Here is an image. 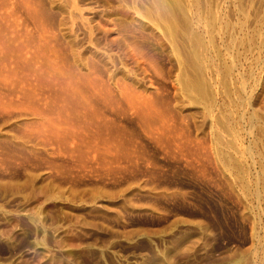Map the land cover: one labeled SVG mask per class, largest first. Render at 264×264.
<instances>
[{"label": "rangeland", "instance_id": "rangeland-1", "mask_svg": "<svg viewBox=\"0 0 264 264\" xmlns=\"http://www.w3.org/2000/svg\"><path fill=\"white\" fill-rule=\"evenodd\" d=\"M0 264H264V0H0Z\"/></svg>", "mask_w": 264, "mask_h": 264}, {"label": "bare ground", "instance_id": "bare-ground-1", "mask_svg": "<svg viewBox=\"0 0 264 264\" xmlns=\"http://www.w3.org/2000/svg\"><path fill=\"white\" fill-rule=\"evenodd\" d=\"M199 70V69H198Z\"/></svg>", "mask_w": 264, "mask_h": 264}]
</instances>
